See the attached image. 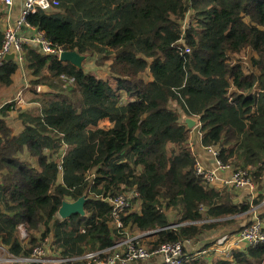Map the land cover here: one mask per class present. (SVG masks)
I'll return each mask as SVG.
<instances>
[{
    "label": "trees",
    "instance_id": "16d2710c",
    "mask_svg": "<svg viewBox=\"0 0 264 264\" xmlns=\"http://www.w3.org/2000/svg\"><path fill=\"white\" fill-rule=\"evenodd\" d=\"M59 4L29 23L64 51L111 62V76L24 47L31 87L51 91L41 94L39 109L17 111L24 125L18 136L6 123L15 103L0 109V244L19 257L47 240L66 259L112 249L126 237L112 229L107 200L135 189L140 211L122 219L141 234L154 232L140 238L147 246L197 240L219 221L248 213L249 204L235 203L228 189L217 191L196 174L191 131L181 116L198 119L203 147L218 149L224 164L232 162L264 188V0ZM190 11L196 24L184 29ZM3 42L0 27V49ZM245 51L253 55L248 73L230 63ZM17 70L16 62H4L0 91L12 87ZM60 77L75 82L55 93L44 81ZM103 121L111 128H100ZM83 196L85 216L59 218L63 202ZM170 211L180 213L177 227L171 228ZM20 226L34 234L27 242L19 241ZM212 264H264V245Z\"/></svg>",
    "mask_w": 264,
    "mask_h": 264
},
{
    "label": "built area",
    "instance_id": "2783aa9c",
    "mask_svg": "<svg viewBox=\"0 0 264 264\" xmlns=\"http://www.w3.org/2000/svg\"><path fill=\"white\" fill-rule=\"evenodd\" d=\"M7 8L14 5V0H3ZM59 0H25L23 2L19 18L13 24H7L3 29L4 42L0 49V68L5 62V56L16 53L14 62L18 67L25 63L24 47L31 46L46 57H56L60 60L64 50L55 46L46 34L29 23L28 18L38 12L52 14L59 7ZM188 25L185 24L184 29ZM189 53L190 50L186 49ZM60 79L74 83L65 77ZM62 80V81H63ZM22 102V96L18 99ZM197 125V124H196ZM200 129V124H198ZM203 147V146H202ZM206 152L212 154L215 162L213 169L206 168L203 164H196V174L202 177L204 184L212 187L222 183L236 191L248 189L256 190V184L246 171L235 170L232 165L224 164L219 159V150L214 147H203ZM113 206V223L111 227L118 233L125 235L126 239L118 242L112 249L87 252L81 257L74 259L62 258L53 254L51 241L47 240L39 247H35L29 257H19L10 253L9 248L0 244V264H134L156 260L158 264H190L201 256L210 255L218 259L232 260L233 252H245L248 248L264 245V221L255 217L234 237L218 244L209 252L191 253L187 249L192 246V240H184L177 243H165L157 247L147 246L140 238L148 235L131 236L123 222L126 212L135 210L134 203H139V193L135 190L114 199L107 200ZM27 242V241H26Z\"/></svg>",
    "mask_w": 264,
    "mask_h": 264
},
{
    "label": "rangeland",
    "instance_id": "374dc122",
    "mask_svg": "<svg viewBox=\"0 0 264 264\" xmlns=\"http://www.w3.org/2000/svg\"><path fill=\"white\" fill-rule=\"evenodd\" d=\"M55 12H56V10L53 13H55ZM185 22L187 25H190V26L196 24V20H195L193 11H190L189 14H187V19ZM252 56L253 55H251L249 53V51H245V52L238 54V55H232V57L230 59V63L241 64L243 66L244 71L248 73L252 69V67H251ZM110 64H111V62H105V63L101 62V60L96 56L95 57H87L86 61L83 64V69L86 73H93V74L107 80V78L111 76ZM17 73H19L18 75L22 76L23 78L28 79L26 87H24V89L22 90V93L28 94L26 96V98H28L31 101L32 100H40V98H38V97L32 98L34 96V94L32 92H34V90L37 91V89H34L33 87H31L32 77L30 76V73L27 70V65L25 64L21 68L18 67ZM46 78H48V76H46ZM62 80L63 79L57 78V79H49V81L45 80L44 82L47 84L50 83L55 88H57V90H55L53 92L61 93V92H64L63 89L65 88V86H67L68 84H71L67 80H63V81ZM19 88L20 87H18L16 89L12 88L10 90L0 91V107L4 106L7 103H16L17 102V99H16L17 95L16 94H17ZM46 88H48L49 91H51L48 86H46ZM35 96H40V95L37 93V94H35ZM124 100H126V98H124ZM171 108L176 109L175 104H173V105L171 104ZM191 119L195 120L199 124V121L197 118H188V117H185L184 114H182V116H181V122L183 124H185L187 126V128L191 131L190 135H189V141H188L189 148L192 150V152L194 153V156L196 157V164L197 163L202 164L200 161V156H201L200 153L201 152L198 151V148L200 146L199 139L201 140L202 135L200 133V129L198 127V124L196 125V123H195V125L192 128H190L189 125L186 123L187 120H191ZM100 128H106V129L111 128V124L108 122H103L100 124ZM195 146H198V147H195ZM207 153L210 154L209 152H207ZM199 154H200V156H199ZM210 155L212 156V154H210ZM28 160L30 162H34V166H36V167L38 166L36 160H34V159H31L33 161H31L30 159H28ZM229 165H232L235 170H239L236 168L235 165L232 164V162ZM95 176H96V172L93 171L89 176L90 180L92 181ZM58 183H62V175L61 174L59 175ZM263 186H264V184H263ZM254 195H255V197L253 198ZM232 196H233V201H235V203L249 204L250 206L253 207V209L250 211V213H247L246 215H241V216L239 215V216H237L233 219H230V220L219 221L220 224L217 223V224H219L217 226L215 225L216 221L215 222L210 221L208 223H206V221L199 222V226L203 225V224H206V225L214 224L215 225L212 229L205 231V233H204V234H206L205 237H208V239H206V241L209 240V242H217L218 239L222 236H224V237L220 238L219 240H225V239H227V237H229L231 235V234L227 235L228 233L231 232V230L229 228L231 225L237 226L236 230H238V229L240 230V228L242 226L244 227L245 225H249L254 220V218L259 217V215L261 216L262 220L264 221V218H263L264 200L259 205L255 204V202H259L260 196H262L264 198V188L259 189V186L256 185V190L254 192H251L247 189H242V190H238V191H233ZM134 207H135V212L140 211L139 206H138V202L134 203ZM255 213H257L258 215H256ZM253 214H254V217L251 220V217L253 216ZM168 216H169L170 222L174 223L173 227H177L179 225L178 222H179V218H180L179 211H170L168 213ZM249 218L251 221L249 220ZM226 222H229V223H226ZM237 222H239L241 227L238 225ZM240 222H242V223H240ZM130 233H131L130 234L131 236L134 234V232L132 230L130 231ZM29 234H33V233H29ZM145 234H147V233H145ZM23 235H25L24 240H26L27 233H26L25 228H23V230L19 229V240H23L22 239ZM137 264H158V262L156 260H151L148 262H141V263H137Z\"/></svg>",
    "mask_w": 264,
    "mask_h": 264
},
{
    "label": "crops",
    "instance_id": "0c3cea01",
    "mask_svg": "<svg viewBox=\"0 0 264 264\" xmlns=\"http://www.w3.org/2000/svg\"><path fill=\"white\" fill-rule=\"evenodd\" d=\"M23 2H24V0H14V5H13V7H11V8H7L4 4H3V0H0V12H1V14H2V17H1V19H0V27H1V29H2V31H3V29H4V27L7 25V24H13V23H15V21L19 18V14H20V11H21V8H22V5H23ZM19 73H16V75H15V77H14V83H13V85H12V87L11 88H9V89H7V90H10V89H12V88H14V89H16V88H18V87H20L19 89H18V92H17V98L16 99H18V97H19V95L21 94V96H22V102H20L19 100H17V102L15 103V105H16V111H14V112H11L10 113V115H9V117L6 119V123H7V125H8V127L10 128V129H12V131H13V133H14V135L15 136H18L19 134H21L22 132H23V130H24V125H23V123H22V121L20 120V118H19V116H18V113H17V111L19 110V109H26V110H29V111H32V110H36V109H39L40 107H41V103L38 101V100H29L28 98H26V96L28 95V94H24V93H22V90L24 89V87H26V85H27V82H28V79H26V78H23L22 76H20V75H18ZM46 87V86H45ZM41 88H44L43 86L42 87H38L37 88V93L41 96V94H44L45 92H43V91H41ZM50 91L48 90L46 93H49ZM33 94H34V92H32ZM30 95V94H29ZM40 96H35V94H34V96L32 97V98H40ZM0 109H1V107H0ZM103 122H108V121H103ZM103 122H101V123H103ZM100 123V124H101ZM109 123V122H108ZM198 124V123H197ZM199 144H200V146H199V148H198V151H200L201 153V156H200V154H199V156H200V161H201V163L206 167V168H208V169H213L214 167H215V162H214V158L210 155V154H208L205 150H204V148L202 147V145H201V140L199 139ZM198 146H195V147H198ZM31 160V159H30ZM31 161H33V160H31ZM33 165H34V162H31ZM212 188V187H211ZM213 188L214 189H216L217 191H224V190H226V189H228V191H230L231 192V194H232V192L233 191H236V190H234V189H231L229 186H225L224 184H222V183H217V184H215L214 186H213ZM248 190V189H247ZM250 191V190H249ZM255 197V195L253 196V198ZM235 202V201H234ZM253 209V207L251 206V209H250V211ZM256 209V208H255ZM250 211L248 212V213H250ZM247 213H245V214H242V215H246ZM256 215H258L257 213H255ZM241 216V215H240ZM254 217V214H253V216L251 217V220H252V218ZM259 217H260V215H259ZM235 218V217H234ZM242 218V217H241ZM261 218V217H260ZM230 219H233V218H229V219H226V220H230ZM249 220H250V218H249ZM250 220V221H251ZM215 221H217V220H214V221H212V222H215ZM208 222H210V221H206V223H208ZM238 223V225L240 226V224H239V222H237ZM240 223H242V222H240ZM250 223V222H249ZM173 224L174 223H172V226H171V228L173 227ZM232 224V223H231ZM247 224V223H246ZM246 226V225H245ZM244 226V227H245ZM241 227V226H240ZM243 226L240 228V230L238 229V230H236L237 229V226H234V225H231L229 228H230V230H231V232L230 233H228L227 235H229V234H231L229 237H227V239H225V240H219L220 238H222V237H224V236H222V237H220L219 239H218V241L217 242H209V240L208 241H206V239H208V237H205L206 236V234H203L202 236H200L197 240H192V246H190V248L189 249H187L188 251H190L191 253L193 252V253H201V252H209V253H211V250L214 248V247H216V246H218V244H220V243H222V242H225V241H227L228 239H230V238H232V237H234L239 231H241L243 228H244ZM23 228H25L24 226H20L19 227V229H21V230H23ZM26 230V229H25ZM132 229H130V228H128V232H129V234H131L130 233V231H131ZM133 232H134V234L132 235V236H134V235H142L139 231H136V230H132ZM26 233H27V238H26V240H24L25 239V235H23L22 236V239L23 240H19L20 242H26L28 239H29V234H28V232L26 231ZM226 236V235H225ZM18 238H19V232H18ZM52 253L53 254H56V255H58V253H55V252H53L52 251ZM218 258L217 257H212V256H210V255H207V256H201L200 258H198L197 260H201V261H203V262H206L207 264H212V262L214 261V260H217ZM196 260V261H197ZM134 264H137V263H134Z\"/></svg>",
    "mask_w": 264,
    "mask_h": 264
},
{
    "label": "water",
    "instance_id": "95a60500",
    "mask_svg": "<svg viewBox=\"0 0 264 264\" xmlns=\"http://www.w3.org/2000/svg\"><path fill=\"white\" fill-rule=\"evenodd\" d=\"M16 57V53L8 54L5 56V61H14ZM60 61L65 62V63H70L73 66H75L79 70H83V64L86 61L85 56H81L76 52H68L64 51L61 56H60ZM49 89L44 87L41 88V91L47 92ZM44 93V94H45ZM190 128H192L195 123L197 122L195 120H187L186 122ZM87 199L85 196L77 200L76 202H63L62 207L60 208L58 212L59 218L62 220H67L72 216L79 215V216H85L86 211H85V203ZM154 233V232H152ZM152 233H148L149 235Z\"/></svg>",
    "mask_w": 264,
    "mask_h": 264
}]
</instances>
